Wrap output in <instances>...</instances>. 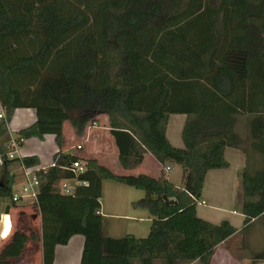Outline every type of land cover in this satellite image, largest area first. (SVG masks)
<instances>
[{
    "label": "trees",
    "instance_id": "16d2710c",
    "mask_svg": "<svg viewBox=\"0 0 264 264\" xmlns=\"http://www.w3.org/2000/svg\"><path fill=\"white\" fill-rule=\"evenodd\" d=\"M0 108L3 169L19 163L6 158L18 109L37 116L17 134L20 146L53 135L61 148L66 123L81 137L106 116L125 169L141 165L144 152L183 169L178 188L164 171L159 179L117 175L87 160L78 179L88 185L65 195L58 182L72 179L65 168L81 159L60 150L39 173L37 216L20 214L0 264H21L30 247L54 264L56 248L77 235L85 238L81 264H211L238 230L201 219L197 206L208 173L229 168L228 148L247 153L245 229L264 215V0H0ZM172 115L187 117L181 149L167 138ZM104 180L145 191L133 207L151 216L146 238L104 235ZM14 184L0 179L8 214L17 208ZM254 259L264 261V252Z\"/></svg>",
    "mask_w": 264,
    "mask_h": 264
},
{
    "label": "crops",
    "instance_id": "0c3cea01",
    "mask_svg": "<svg viewBox=\"0 0 264 264\" xmlns=\"http://www.w3.org/2000/svg\"><path fill=\"white\" fill-rule=\"evenodd\" d=\"M36 120L35 110L18 109L14 114L12 122L9 124L11 138L15 139L20 131L32 126ZM102 120L104 121L102 122ZM186 120L187 117L185 115H172L169 118L167 138L174 147L179 149L184 148L182 132ZM238 133L241 135V138L248 140V132L243 122L239 125ZM78 145L82 146L81 150L75 149ZM60 150L64 154L76 156L84 162L87 160H96L99 164L111 170H113V167H111L110 162H113L120 172H125V175H135L136 171H142L144 173L140 174L150 175L159 179L164 171L162 165L149 152L143 153L144 161L141 165L130 170L125 169L119 161V150L111 134V128L106 116L100 117L99 123L96 125H90L81 137L76 135L73 128L69 130L67 136L66 128H64L61 148L55 136L47 135L42 140L33 138L25 141L24 145L20 147L19 152L22 159L26 157H37L40 161L39 168L47 170L54 166V157ZM225 158L229 163L228 169L214 170L208 173L202 198L197 206V213L201 219L209 223L219 225L223 222H229L238 230L233 237L217 247L211 264H253L254 258L264 252V225L262 227L258 226L260 221H264V215L258 220H253L245 229L243 208L244 173L247 168V153L241 149L228 148L225 151ZM6 177L13 178L15 182L13 194L20 193L25 183L20 163H15L5 169L0 168V179ZM167 179L169 180L168 177ZM169 181L178 188L182 186L183 182L180 185H176L171 180ZM128 202L125 206V213H122L120 209L118 210L119 213H115L106 210L102 206L101 214L104 217L103 230L106 237L122 239L132 235L138 239L144 238L142 237L143 235H140L135 230L136 228H127L121 235L117 236L110 235V233L105 234V227L107 221L110 219L122 221L145 220V223L150 227L148 230H151L152 219L149 212L146 210H143L144 212H137L142 211V209H135L133 207V203L136 200ZM7 204V202L0 200V250L10 241L15 233L21 217L20 214L29 212V204L33 207V205H36V202L28 200L18 203L16 205L17 208L12 209L9 214L5 213ZM138 217H143V219H139ZM84 246L85 238L81 235L74 236L67 245L56 248L54 264H81ZM33 248L30 247L28 249V256L19 260L21 264H36L38 259L43 264L40 247L39 251H34ZM192 264L202 263L196 261ZM256 264H264V261H259Z\"/></svg>",
    "mask_w": 264,
    "mask_h": 264
},
{
    "label": "rangeland",
    "instance_id": "374dc122",
    "mask_svg": "<svg viewBox=\"0 0 264 264\" xmlns=\"http://www.w3.org/2000/svg\"><path fill=\"white\" fill-rule=\"evenodd\" d=\"M72 116H74V113L72 114ZM102 117V116H101ZM104 120H102L103 122ZM101 122V120H100ZM65 128H66V135L68 136L69 134V130L72 128L70 122L65 124ZM253 152L251 151V155H250V160L253 162L254 160V156H253ZM111 163V167H113V173L117 174V175H125L124 173L120 172L118 170V167L113 163ZM169 166L173 169L172 172H166L164 171V174L169 178V180H171L172 182H174L176 185H180V183L183 181L181 180V178H183V169L176 165V164H169ZM250 168H253V165L251 163ZM135 175H138L140 173H144V172H140V171H136ZM59 186V185H57ZM146 193L143 190L140 189H135V188H131L128 187L124 184L118 183L114 180H104L103 181V190H102V198H101V203L102 206L109 211H113L115 213H119L118 210L120 209V211L122 213L126 212V204L127 202H131V201H139L142 200L145 197ZM138 199V200H137ZM128 202V203H129ZM131 212H133L132 209H130ZM137 212H144L142 211H137ZM37 210L32 208V206L29 204V215L30 214H34L35 216H37ZM137 217V216H136ZM139 219H143V217H138ZM264 225V221H260L258 223V226L262 227ZM34 230H38L39 229V223L36 222L35 226L33 227ZM135 229L136 231H138L140 233V235H143L142 237H147L149 235L150 230H148V228L150 229L149 225L147 223H145V220L142 221H122V220H109L107 221V225L105 227V234L110 233V235H121V233L125 230V229ZM145 231V232H144ZM148 231V232H147ZM144 233V234H143ZM37 264H39V259L37 260ZM160 264V263H158Z\"/></svg>",
    "mask_w": 264,
    "mask_h": 264
},
{
    "label": "built area",
    "instance_id": "2783aa9c",
    "mask_svg": "<svg viewBox=\"0 0 264 264\" xmlns=\"http://www.w3.org/2000/svg\"><path fill=\"white\" fill-rule=\"evenodd\" d=\"M5 118V112L0 109V120ZM20 144L16 139L12 138L11 142L7 146L6 158L9 161L19 160L21 165V170L25 178V183L22 186L21 192L13 195V202L15 204L26 202L28 200H33L37 202V197L39 194L40 179L39 173L46 172V169L40 168H28L22 161L20 157ZM77 150H81L82 146L78 145L75 147ZM4 160L0 156V168L3 167ZM69 172L73 173L74 177L68 180H62L58 182V187L62 194L73 195L78 187L87 186L88 183L79 180V176L84 174L87 171V163L80 160L72 163L69 167L65 168ZM164 171L171 172L172 168L168 165L164 168Z\"/></svg>",
    "mask_w": 264,
    "mask_h": 264
},
{
    "label": "water",
    "instance_id": "95a60500",
    "mask_svg": "<svg viewBox=\"0 0 264 264\" xmlns=\"http://www.w3.org/2000/svg\"><path fill=\"white\" fill-rule=\"evenodd\" d=\"M1 186V185H0Z\"/></svg>",
    "mask_w": 264,
    "mask_h": 264
}]
</instances>
